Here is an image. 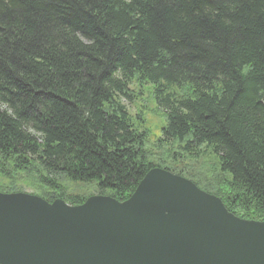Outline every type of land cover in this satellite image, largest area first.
Instances as JSON below:
<instances>
[{"label": "trees", "instance_id": "16d2710c", "mask_svg": "<svg viewBox=\"0 0 264 264\" xmlns=\"http://www.w3.org/2000/svg\"><path fill=\"white\" fill-rule=\"evenodd\" d=\"M133 83L165 119L156 156ZM205 155L221 183L187 168ZM154 168L264 221V0H0V193L123 202Z\"/></svg>", "mask_w": 264, "mask_h": 264}, {"label": "water", "instance_id": "95a60500", "mask_svg": "<svg viewBox=\"0 0 264 264\" xmlns=\"http://www.w3.org/2000/svg\"><path fill=\"white\" fill-rule=\"evenodd\" d=\"M0 264H264V221L159 168L123 202L0 193Z\"/></svg>", "mask_w": 264, "mask_h": 264}, {"label": "rangeland", "instance_id": "374dc122", "mask_svg": "<svg viewBox=\"0 0 264 264\" xmlns=\"http://www.w3.org/2000/svg\"><path fill=\"white\" fill-rule=\"evenodd\" d=\"M131 101L121 100V103L126 107L128 114L135 126L141 131H145L147 135L146 146L149 151L156 149L155 141L160 136L161 127L164 125V117L158 107L156 106L152 97L150 86H138L133 83L130 87ZM155 156L157 153L154 151ZM187 167L198 179H205L211 182L217 181L221 183V178L216 168V160L205 155V159H198L197 162L189 164ZM23 193L30 195H38L37 190L32 191L30 188L23 187ZM74 193L80 196H93L95 190L92 186L73 188Z\"/></svg>", "mask_w": 264, "mask_h": 264}, {"label": "bare ground", "instance_id": "6f19581e", "mask_svg": "<svg viewBox=\"0 0 264 264\" xmlns=\"http://www.w3.org/2000/svg\"><path fill=\"white\" fill-rule=\"evenodd\" d=\"M184 178V177H183Z\"/></svg>", "mask_w": 264, "mask_h": 264}]
</instances>
